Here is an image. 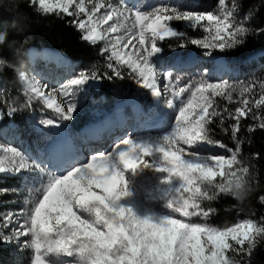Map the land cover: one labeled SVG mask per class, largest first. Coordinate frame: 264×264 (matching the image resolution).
<instances>
[{
	"label": "snow or ice",
	"instance_id": "6c2138e0",
	"mask_svg": "<svg viewBox=\"0 0 264 264\" xmlns=\"http://www.w3.org/2000/svg\"><path fill=\"white\" fill-rule=\"evenodd\" d=\"M24 3L38 16L72 18L69 23L92 46L103 42L100 54H107L111 72L80 71L50 89L0 55V74L12 71L22 86L21 107L31 109L39 102L58 118L40 119V125L60 128V122L72 121L76 90L90 82L123 79V69L173 115L156 135H125L106 150L55 169L0 143V181L16 180L26 193L18 214H0V244L15 242L30 250L29 264H254L258 238H264V216L228 226L209 221L218 212L211 206L214 202L232 198L242 204L259 185L253 161L261 154L246 157L244 148L251 144L252 134L264 131V81L259 82L258 95L257 82H212L203 77L184 82L173 71L161 72L153 58L162 52L160 42L168 39L178 41L179 48L207 50L208 56L242 46L250 35L264 33V27L250 26L259 8L238 17L244 0H217L213 11L193 10L195 0H173L147 9L129 6L126 0ZM260 4L264 6V0ZM177 25L204 35L188 38ZM11 27L23 31L15 23ZM219 100L225 101L223 108ZM233 103L237 106L229 109ZM0 104L7 108L6 113L0 111V119L20 111L7 96L0 97ZM246 120L252 123L245 126L248 135L242 136ZM213 125L230 137L233 147L214 138ZM211 148L224 149L227 155L211 154ZM146 172L153 176L144 200L137 180ZM9 191L0 187V194ZM257 200L264 205V194Z\"/></svg>",
	"mask_w": 264,
	"mask_h": 264
},
{
	"label": "trees",
	"instance_id": "16d2710c",
	"mask_svg": "<svg viewBox=\"0 0 264 264\" xmlns=\"http://www.w3.org/2000/svg\"><path fill=\"white\" fill-rule=\"evenodd\" d=\"M197 7L193 10L213 11L216 9L217 0H195ZM259 8L255 13L250 26L255 28L264 27V6H261L260 0H244L243 7L237 13L238 17H243L249 9ZM72 18H57L55 15L38 16L24 3V0H0V34L3 35V41L0 42V55L5 56L9 61L14 63L25 73L32 70V62L28 56L31 48L38 51L43 49L52 50L54 52H62L71 61L73 69L77 72L90 70L95 68L101 74L111 72L106 67V55H101L102 44L95 46L81 39V33L69 21ZM15 23L18 28L22 27L23 31L13 29L11 25ZM181 31H185L188 38H202L203 32L193 31L177 25ZM178 41L168 39L160 42L162 52L154 57V61L160 67L164 65L171 66L177 56L186 57L190 53H195L202 60V65L212 69L213 63L210 56L206 55L207 50L189 45L187 48H179ZM261 52L258 59L247 62V58L251 55ZM223 55L230 64L235 67V72L230 73V79L233 81L247 80L251 77L261 76L260 69L264 65V33L250 35L245 44L235 49L226 50L225 52L213 51L212 55ZM211 55V56H212ZM259 66V68H257ZM185 75L187 73H184ZM123 79L113 78L112 80L103 79L98 81L97 89L90 87L88 89L87 101L102 102L106 108L111 109L117 104L129 97H133L139 105L153 106V100L150 94L141 95L137 90L133 89L134 79L128 75V70L123 69ZM185 80V79H184ZM0 89L6 90L0 92V97L7 96L9 102L13 99L20 111L9 117L5 115L0 119V127L6 126L9 121H13L16 125V133L29 142L37 139V134L28 128L25 118L36 112L34 105L31 109L21 107V84L17 81L12 71H6L0 74ZM221 107V106H220ZM223 108V107H221ZM0 111L6 113L7 108L4 104H0ZM93 115L86 117H78L77 125L82 126ZM252 123L251 120L242 121L241 135H248L245 130L247 124ZM215 132L214 138L233 147L231 142L219 135V127L213 125ZM251 144H245L244 154L249 157L251 153L259 152L261 159L253 161L259 175V185L256 192L242 204L232 198H221L218 202H214L211 206L218 210L217 214L210 218V223L217 226H228L243 220L251 218L259 220L264 216V205L258 203L257 197L264 194V131H257L251 136ZM0 187L8 188L9 194H0V214L9 208H18V203H12L19 197L16 191L20 188V183L16 180L5 179L0 181ZM15 191V192H14ZM11 202V203H10ZM207 206V205H206ZM242 209V210H241ZM254 213V215H253ZM260 248L254 253V264H264V239L260 242ZM30 253L28 250L14 251L11 245L0 244V264H29Z\"/></svg>",
	"mask_w": 264,
	"mask_h": 264
},
{
	"label": "rangeland",
	"instance_id": "374dc122",
	"mask_svg": "<svg viewBox=\"0 0 264 264\" xmlns=\"http://www.w3.org/2000/svg\"><path fill=\"white\" fill-rule=\"evenodd\" d=\"M127 2V0H126ZM173 2V0H139L137 6H139L142 9H147L150 6H155L158 4H164V3H171ZM129 6H134L132 5V3H128ZM261 54V52H258L257 54L251 55L249 58H247V62L253 61L258 59L259 55ZM191 54H188V56L185 59H181V60H187L188 57ZM28 56L32 62V70L30 72H28L27 74L32 77L34 76L36 79L41 80L42 83L47 84L49 86V88H59L62 84L66 83L67 81H69L70 79L74 78L79 72H77L76 70L73 69L72 63L69 62L68 64H64L61 65L60 64V59L58 57H56L55 52L53 53H49L45 50H40V51H32V52H28ZM190 58V57H189ZM193 60L192 61H188L187 65H184V62H180L179 64H177V68L175 67L176 62L172 63L171 66L168 65H164L162 67L158 66L157 67L161 70V72L164 71H173L174 74H178L182 77H184V82H187L188 80L191 79H200L201 77L208 79L212 82H219L222 80H228L231 83H235V84H240V83H249V82H257V95L259 94V82L260 81H264V65L261 67L260 71L262 74L261 76H255V77H251L247 80H242V81H233L230 79V76L228 74L227 68L229 69V66H224L223 68V73L222 75H218L217 74V70H218V65H216V63H214L213 60V69L210 70L206 67H204L202 65V60L200 59L199 56L193 54ZM212 59V57H210ZM191 59V58H190ZM184 65V66H183ZM214 65L217 66L214 68ZM228 65H229V61H228ZM232 65V64H231ZM257 68H259V66H257ZM232 70H230L232 73L235 72V67H231ZM220 70V69H219ZM184 73H187L186 75ZM219 73H221L219 71ZM160 82H161V89L163 90V77L160 78ZM133 89L137 90V93H140L141 95H147L150 94V92L146 89H141L136 83L135 81H133ZM90 88L89 84L83 86V88L76 90L75 95L73 97L74 102L77 104V112L74 114V118L72 121H64V122H60L61 124H64L65 127H68L69 130V134L72 138H74L75 140H77L76 146L79 147L80 145L83 146L82 148H80V150H77L79 152L78 155L76 156H80L83 155V157L81 158L84 159L87 155L93 153L94 151H86V148L84 146V142L83 138H82V130L83 127L86 126L87 124H91L92 122L96 121V119L102 118L104 116L110 115V113H113L115 111L116 107H113L110 109L106 108V106L102 103V102H93L90 103L87 101V95H88V89ZM22 89V86H21ZM21 95H22V90H21ZM151 95V94H150ZM152 97L153 100V105L157 104V99L155 97ZM21 100L24 101L25 98L22 95L21 96ZM221 107L225 106V101L223 100H219L218 101ZM23 103H21L20 105H22ZM237 105L235 103L233 104H228L227 107L229 109H234ZM34 108L36 110V112H34L33 114L28 115L25 118V122L28 128H31L35 134H37V139H35L32 143L29 141H26V139L22 136V134H18L15 132V129L17 128V126L15 125V123L10 122L9 124H7L6 126L0 127V143H6L12 146L17 147L18 149H20L21 151H23L30 159L32 162L34 163H38L41 164V166L43 167H47L46 162L49 160L48 159V155L47 152L45 153V151H48V144L50 143V141L58 136H56V133L52 132V130H50V128H45L44 126L39 124L40 119H46V118H52V119H58L55 114L48 109H45L39 102H36L34 104ZM149 114L153 117H156L159 115L164 117L166 116V121L164 124V127L162 130L166 129L168 126V123L173 115V113L171 112V110H168L167 114L165 113V107L163 109V106H161V108H155V107H149L148 110ZM88 115H93V119L92 121L86 123L85 125L83 124V126H78L77 125V119L78 117H86ZM107 120V119H105ZM102 121H97L96 123H99ZM227 123H232L231 121H228ZM107 124V123H106ZM101 126V125H99ZM130 126V125H129ZM97 126L93 127V129H89V130H84L85 133H92L95 130ZM99 128V127H98ZM97 128V129H98ZM67 129V128H66ZM57 130V128H56ZM55 130V131H56ZM161 130V131H162ZM58 132V131H57ZM68 132V131H67ZM160 131L155 132V133H148L145 135H149V134H158ZM58 134V133H57ZM131 134L133 136L136 135H140V133L137 134H133L131 132V130L127 131L125 133V135ZM125 135H121L118 134L116 135L114 138L116 140L124 137ZM219 135L222 136L223 138H225L228 142H231V139L229 136L224 135L220 130H219ZM70 136L67 134L63 135L62 137L65 138L66 141H71L73 143V141L71 140ZM142 136V135H141ZM69 139V140H68ZM97 141L98 144V149L95 150H100V145L102 143V150H106L108 149L110 146H107V141L101 138H97L95 139ZM88 146L92 145L91 144V140H90V144H87ZM75 146V147H76ZM71 147H73V144L71 145ZM209 152L211 154H218V155H227L226 150L224 149H219V148H211L209 149ZM77 162V161H75ZM73 162V163H75ZM153 176V174L151 172H146L144 175V178L142 179H138L137 180V187L139 189V194L141 196L142 199L147 200L148 199V192L151 190V181L149 178H151ZM23 185V184H22ZM24 187V186H22ZM15 192V191H14ZM15 193H17V195H19L18 198H16V200H14L12 203H18L20 206L18 208H9L6 209L4 211H2V213H6V212H15V213H19L20 210L22 208H24V196H25V188H21V190L19 189L18 191H16ZM11 203V202H10ZM153 206H155L158 202H150ZM159 210V209H157ZM1 213V214H2ZM12 227H16V224L13 223ZM27 239V238H25ZM264 238H258V245H260V242L263 240ZM11 246L13 247L14 251H22L25 250L23 248L22 245H18L15 242L11 244ZM31 256V252L30 250H28Z\"/></svg>",
	"mask_w": 264,
	"mask_h": 264
},
{
	"label": "bare ground",
	"instance_id": "6f19581e",
	"mask_svg": "<svg viewBox=\"0 0 264 264\" xmlns=\"http://www.w3.org/2000/svg\"><path fill=\"white\" fill-rule=\"evenodd\" d=\"M132 2H133V0H130V2H128V3L131 4ZM43 50H45L49 53L54 52V51H52V50L50 51L48 49H43ZM29 51L32 52V51H38V50L31 48ZM55 54H56V57H58L61 60L60 61L61 65L68 64L70 62L68 57L66 55H64L63 53L55 52ZM189 57L187 60H182L184 62V65H187L188 61L193 60V58H192L193 54H191ZM176 62H178V64H179L181 61L177 60ZM217 62H218L217 65H218L219 69H221L223 67L222 59L218 58ZM122 110H123V107L119 106V107L115 108V111L113 113H111L110 115L96 119V121L92 122L91 124L89 123L83 127L82 138H83V141H85L84 146L86 148V151H88V150L90 151V149H91V151H94V152L97 151V150H95V149H98L97 148L98 144H97V141L95 140L97 138H101V139L106 140L107 146L108 145L111 146L116 141V139L114 137L118 134H121L122 136L125 135L130 124H134V126H135V130H134L133 134L140 133V135H145V134L150 133V131H148V129L143 131L142 130L143 125L139 124L138 121H135V119L132 117V115L130 113H126L125 115H123L121 113ZM105 119H107V120H105ZM97 121H102V122L94 124ZM154 122H156V121H154ZM99 125H101V126H99ZM95 126H97L95 128V130H97V131H94L92 133H85L84 132V130L86 128H87L86 130H89V129H93V127H95ZM62 128H65L64 124H61V127L57 128V130L54 127V129L56 130L55 133H60L59 136H61V137L58 138L59 137L58 136V137L54 138L53 141L48 144V150H49L48 158H50L52 160L53 166H55V163H57L58 164L57 167H59L60 165H64V163H65V165L69 164L67 161V160H69V156L73 157L75 155H78L79 152L77 150H80V148L83 147L81 145L79 147H77L75 145V142L77 140H75L74 138H72L70 136V134L67 132L66 128L64 130H62ZM67 133L70 136L73 143L69 139H68L69 141H66L65 138L62 137L63 135H65ZM90 140H91L92 145L88 146L87 144H90ZM72 144H73V147H71ZM99 149L100 150L103 149L102 143H101ZM66 150H68V151H66ZM82 157H83V155H80L77 158H74L73 161H75V160L79 161V160H81ZM73 161H71V162L73 163ZM53 169H55V167H53Z\"/></svg>",
	"mask_w": 264,
	"mask_h": 264
},
{
	"label": "water",
	"instance_id": "95a60500",
	"mask_svg": "<svg viewBox=\"0 0 264 264\" xmlns=\"http://www.w3.org/2000/svg\"><path fill=\"white\" fill-rule=\"evenodd\" d=\"M97 84H98V81L97 82H90V86L93 87L94 89H97ZM133 101H134V98L129 97L127 99L120 101L118 103V106H127V105L131 104Z\"/></svg>",
	"mask_w": 264,
	"mask_h": 264
}]
</instances>
